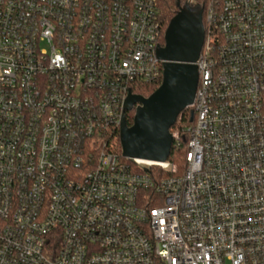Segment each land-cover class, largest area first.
Masks as SVG:
<instances>
[{
  "label": "built area",
  "instance_id": "built-area-1",
  "mask_svg": "<svg viewBox=\"0 0 264 264\" xmlns=\"http://www.w3.org/2000/svg\"><path fill=\"white\" fill-rule=\"evenodd\" d=\"M162 3L0 0V264H264V0L204 5L183 172L115 151Z\"/></svg>",
  "mask_w": 264,
  "mask_h": 264
},
{
  "label": "water",
  "instance_id": "water-1",
  "mask_svg": "<svg viewBox=\"0 0 264 264\" xmlns=\"http://www.w3.org/2000/svg\"><path fill=\"white\" fill-rule=\"evenodd\" d=\"M178 6L166 29L165 44L157 49L163 61L160 86L149 96L130 91L125 101L120 127L124 158L165 162L173 145L171 129L195 101L197 61L205 41L204 4L179 0ZM130 111H134L132 125L127 122Z\"/></svg>",
  "mask_w": 264,
  "mask_h": 264
},
{
  "label": "trees",
  "instance_id": "trees-1",
  "mask_svg": "<svg viewBox=\"0 0 264 264\" xmlns=\"http://www.w3.org/2000/svg\"><path fill=\"white\" fill-rule=\"evenodd\" d=\"M179 0H163V3L161 5V16L164 22V33L162 37V43L165 44L164 34L165 31L171 21V19L174 17V15L177 13L179 6H178ZM181 3H183L184 0H180ZM186 1V0H185ZM197 3L206 5L208 0H194ZM161 77L156 83L153 84H145L133 87V92L139 95L143 96H149L151 95L161 84L162 82ZM192 115L193 110L191 108L185 110L179 117L178 121L175 123V125L172 127L171 131L174 133L175 131L179 130L182 134L181 138V145L177 146L175 141L173 142L171 153L169 155V161H171L177 168L178 173H182L185 166V157L187 153V136L182 131V128L189 126L192 124ZM133 116L134 111H130L127 113V122L129 125H132L133 123ZM115 151L119 154L122 153L120 138H119V132H117V138H116V148Z\"/></svg>",
  "mask_w": 264,
  "mask_h": 264
},
{
  "label": "rangeland",
  "instance_id": "rangeland-1",
  "mask_svg": "<svg viewBox=\"0 0 264 264\" xmlns=\"http://www.w3.org/2000/svg\"><path fill=\"white\" fill-rule=\"evenodd\" d=\"M184 1H185V0H184ZM184 1H183V2H184Z\"/></svg>",
  "mask_w": 264,
  "mask_h": 264
}]
</instances>
